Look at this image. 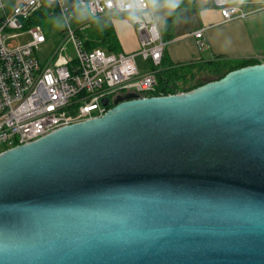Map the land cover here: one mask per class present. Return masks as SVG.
<instances>
[{
    "label": "water",
    "instance_id": "water-1",
    "mask_svg": "<svg viewBox=\"0 0 264 264\" xmlns=\"http://www.w3.org/2000/svg\"><path fill=\"white\" fill-rule=\"evenodd\" d=\"M0 264H264V64L1 153Z\"/></svg>",
    "mask_w": 264,
    "mask_h": 264
},
{
    "label": "built area",
    "instance_id": "built-area-1",
    "mask_svg": "<svg viewBox=\"0 0 264 264\" xmlns=\"http://www.w3.org/2000/svg\"><path fill=\"white\" fill-rule=\"evenodd\" d=\"M7 14L0 0V154L34 142L61 128L102 117L118 97L139 98L172 94L157 92L166 42L148 0H17ZM222 22L245 19L257 8L244 11L228 0H212ZM128 17L138 40L135 54L86 49L81 36L89 23L108 16ZM59 21L53 35L41 22ZM28 35L25 45L6 40ZM56 36L55 47L41 63L37 53ZM200 51L207 48L203 30L193 33ZM136 58L148 66L140 73ZM178 92V91H176ZM184 93V92H178ZM109 106H102V100Z\"/></svg>",
    "mask_w": 264,
    "mask_h": 264
},
{
    "label": "crops",
    "instance_id": "crops-1",
    "mask_svg": "<svg viewBox=\"0 0 264 264\" xmlns=\"http://www.w3.org/2000/svg\"><path fill=\"white\" fill-rule=\"evenodd\" d=\"M172 0H148L154 11L163 40L166 42L163 63L166 66H198L213 61L231 64L255 62L264 64V0H228L240 5L244 11L257 8L245 19L224 23L212 0H192L189 6L178 10L174 24L168 32L166 17ZM251 12V11H250ZM119 45V52L135 54L138 40L133 27L124 15L108 16ZM203 30L207 48L200 51L193 33ZM136 63L140 73L148 66L139 58Z\"/></svg>",
    "mask_w": 264,
    "mask_h": 264
},
{
    "label": "trees",
    "instance_id": "trees-1",
    "mask_svg": "<svg viewBox=\"0 0 264 264\" xmlns=\"http://www.w3.org/2000/svg\"><path fill=\"white\" fill-rule=\"evenodd\" d=\"M192 0H172L170 7L168 8L167 17H166V30L169 32L174 24V15L175 13L183 8L189 6ZM82 38L86 39L85 48L86 49H95L101 48L107 53H118L119 45L116 39L113 27L111 25L110 19H103L98 21H92L89 23V27L83 35ZM162 63L157 74L158 87L157 92L166 94H172L175 91L178 92H189L192 91L206 83L212 81H218L223 78L226 74L247 67L257 65L255 62H242L231 64L226 61H213L209 63H204L198 66H191L188 68L184 67H172L166 66ZM206 74L209 77H212L210 81L204 83H197L190 85V83L195 78L196 74ZM189 78V79H188Z\"/></svg>",
    "mask_w": 264,
    "mask_h": 264
},
{
    "label": "rangeland",
    "instance_id": "rangeland-1",
    "mask_svg": "<svg viewBox=\"0 0 264 264\" xmlns=\"http://www.w3.org/2000/svg\"><path fill=\"white\" fill-rule=\"evenodd\" d=\"M6 13L9 15L11 14L12 10L19 5V2L17 0H2ZM103 19H108L107 17L100 18L98 20H103ZM42 27L45 29V31L51 35H53L55 32H57L59 28V21L54 20V19H45L42 20L41 22ZM14 33L9 34L10 36L6 40V45L12 46V47H18L25 45L30 41V37L28 35H20V36H13ZM55 40L56 36L51 37L47 40V42L40 47L38 53H37V58L41 63H44L47 61L49 56L54 50L55 47ZM194 74H196L195 78L193 81L190 83V85H194L197 83H204L206 81H210L212 77L207 76L206 74H197L195 71ZM189 79V78H188Z\"/></svg>",
    "mask_w": 264,
    "mask_h": 264
}]
</instances>
